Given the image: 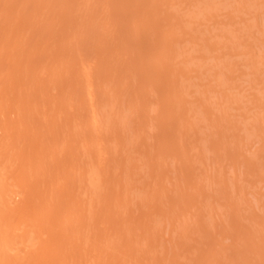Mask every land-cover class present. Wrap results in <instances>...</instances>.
<instances>
[{"label": "bare ground", "instance_id": "1", "mask_svg": "<svg viewBox=\"0 0 264 264\" xmlns=\"http://www.w3.org/2000/svg\"><path fill=\"white\" fill-rule=\"evenodd\" d=\"M0 264H264V0H0Z\"/></svg>", "mask_w": 264, "mask_h": 264}, {"label": "rangeland", "instance_id": "2", "mask_svg": "<svg viewBox=\"0 0 264 264\" xmlns=\"http://www.w3.org/2000/svg\"><path fill=\"white\" fill-rule=\"evenodd\" d=\"M149 23L150 22L145 23L147 26L144 24L146 27H144L143 30L147 33V36H149V38H151L150 42H151V44H153L152 47L156 48L157 45H159V48L161 50L159 49L156 52H159V51L162 52V53L159 52V53H161V54H159V56H161V58L165 57V56L168 57L167 53L169 51V47H170L169 45H171V42H172V37L168 33L166 34V31H165L166 28L162 29V27H160V26L157 27V25H155L154 23H151V24H149ZM145 36H146V34H145ZM152 40L154 43L152 42ZM155 44H157V45L155 46ZM166 51H167V53H166ZM154 52H155V50H154ZM156 55H158V54H156ZM161 60H163V59H161Z\"/></svg>", "mask_w": 264, "mask_h": 264}]
</instances>
